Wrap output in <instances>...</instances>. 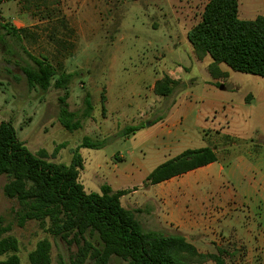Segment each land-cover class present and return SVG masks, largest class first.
Masks as SVG:
<instances>
[{"label":"rangeland","instance_id":"obj_1","mask_svg":"<svg viewBox=\"0 0 264 264\" xmlns=\"http://www.w3.org/2000/svg\"><path fill=\"white\" fill-rule=\"evenodd\" d=\"M206 3L0 0V24L28 30L20 40L0 28V121H11L26 147L35 154L46 150L49 161L69 165L78 152L84 162L79 180L86 191L101 192L104 184L127 190L122 204L136 211L145 229L155 227L146 213L152 206L151 202L140 205L142 200L132 194L135 189L152 193L166 186L169 201L180 206L181 215L201 221L225 210L229 202L242 208V169L236 155L256 151L247 144L264 143V77L223 64L228 75L216 82L209 70L210 56L200 62L195 59L187 33L200 21ZM262 13L264 0H239L241 19H254ZM34 58H46L59 74L72 73L70 83L47 90L32 86L24 68L36 66ZM178 66L186 71L174 92L157 95L155 79ZM60 96H66L69 109L76 113L74 121L81 122L78 129L62 125ZM166 119L170 120V134L162 133L158 125ZM136 125L144 127L126 134L128 126ZM85 136L104 143L96 149H78ZM210 145L217 147L224 172L216 168L207 175V170H199L166 185L143 186L159 164L186 149ZM229 152L232 157L225 159ZM229 167L234 177H228ZM7 181L5 175L0 176V217L12 226L7 234L18 240L21 264H31L30 252L45 238L52 243L51 264H71L75 244L54 237L47 224L37 220L18 224V201L3 193ZM253 207L257 213L255 204ZM227 225L234 223L217 220V232L208 233L210 237L202 239L197 248L211 254L221 250L223 264H264V232H230ZM203 264L217 262L209 259Z\"/></svg>","mask_w":264,"mask_h":264},{"label":"trees","instance_id":"obj_2","mask_svg":"<svg viewBox=\"0 0 264 264\" xmlns=\"http://www.w3.org/2000/svg\"><path fill=\"white\" fill-rule=\"evenodd\" d=\"M0 28L18 39L27 36L26 28L17 29L8 23ZM188 40L196 56L209 55V70L213 76L226 77L220 68L224 63L231 69L264 77V16L254 19L239 17V0H209L200 21L188 31ZM36 66L24 68L28 82L43 90L68 85L72 73L59 74L46 58H34ZM55 83H52L56 77ZM179 84L168 75L158 79L154 91L169 96ZM102 95V99H104ZM89 108L90 95L86 99ZM62 125L69 130L78 129L76 113L69 109L66 96L59 97ZM143 125L128 126L126 134ZM229 139L230 137L227 136ZM103 141L85 136L81 147L99 148ZM44 149L38 154L30 151L21 141L11 121H0V176L8 178L3 193L19 204L18 224L29 220L47 224V231L68 245L75 244L77 251L71 264H203L213 259L223 264L219 254L203 253L181 233L145 229L136 211L126 208L121 197L127 190H113L104 184L101 192H87L79 180L84 169L81 155L76 152L71 163L48 160ZM218 160L214 147L186 149L155 167L146 177L144 187L181 176ZM12 229L0 217V264H21L19 243L7 233ZM52 243L45 238L38 241L30 252L31 264H51ZM5 257V258H1Z\"/></svg>","mask_w":264,"mask_h":264},{"label":"crops","instance_id":"obj_3","mask_svg":"<svg viewBox=\"0 0 264 264\" xmlns=\"http://www.w3.org/2000/svg\"><path fill=\"white\" fill-rule=\"evenodd\" d=\"M208 1L209 0H207V2ZM175 12L178 20L181 22L180 11L176 9ZM258 15L264 16V13ZM258 15H256V17ZM193 53L195 59L200 62L199 58L196 56L194 49ZM210 58L208 62L209 65L212 63V59ZM223 64L224 63L220 64V68L228 75L229 71L227 68H224L222 66ZM184 71H186L185 68H183L182 66H178L176 69H170L164 72L172 79L179 81L182 80V74L184 73ZM164 76L166 75H162L161 77L156 78L153 85H155V82L158 79H161ZM222 78H224V76L216 77L215 80L216 82H219L220 80L222 81ZM169 119L161 121L158 124L162 133L166 132L170 134L171 131ZM227 136L229 135H225L224 137L227 138ZM210 146L215 148L218 156L219 152L217 147L215 145ZM246 146H255L256 151L236 155L238 163L242 169L240 173L241 180H239L240 186H242V189L240 191L242 197V208L237 209V207H235L233 203L229 202L225 210H221L217 213L214 212L210 214L208 218H204V220L201 221L200 219L192 216L183 217L179 210L180 206H177L173 202L169 201L168 195L164 191V188L166 186H161L158 190L152 193L144 192V188H142L143 190L135 189L132 194H135V199L142 200L140 202V205L151 202L152 208L149 211H146V213L151 219L150 222H154L155 227L149 230L181 232L187 237V239L188 237L196 238L191 242L197 247L199 244L203 243L202 239L210 237V234L208 233L217 232L216 221L221 220V218H224L226 220L229 219L234 223L233 226L227 225V228H230V232H264V143H262V145L247 144ZM232 154L233 153L229 152L225 159L231 158ZM216 168L220 172H224V170L226 169L225 165L220 162L219 156L217 161L190 172L207 170L205 173L209 175L210 172L208 170H215ZM228 170L229 174L231 173L228 177H234V171H232V168L229 167ZM170 180L163 181L154 185H166V183H168V181ZM253 204H255V208H257V213L254 212ZM249 205H251L253 209H251L252 207H250Z\"/></svg>","mask_w":264,"mask_h":264}]
</instances>
